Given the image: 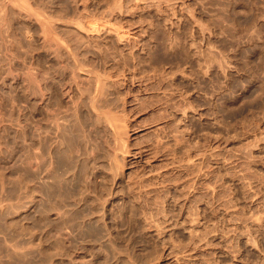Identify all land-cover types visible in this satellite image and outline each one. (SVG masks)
Here are the masks:
<instances>
[{
	"label": "rangeland",
	"instance_id": "rangeland-1",
	"mask_svg": "<svg viewBox=\"0 0 264 264\" xmlns=\"http://www.w3.org/2000/svg\"><path fill=\"white\" fill-rule=\"evenodd\" d=\"M156 126L189 146L145 148ZM164 208L185 220L165 243L143 224ZM174 245L264 264V0H0V264H176Z\"/></svg>",
	"mask_w": 264,
	"mask_h": 264
},
{
	"label": "bare ground",
	"instance_id": "bare-ground-1",
	"mask_svg": "<svg viewBox=\"0 0 264 264\" xmlns=\"http://www.w3.org/2000/svg\"><path fill=\"white\" fill-rule=\"evenodd\" d=\"M78 26H80L82 29H84V28H86V27H82L80 24L78 25ZM77 26V27H78ZM79 27V28H80ZM86 30H87V28H86ZM85 29H84V31L85 32H87V34H88V32H96V33H98L99 32V28L98 27H93V29L91 30V31H89V29L86 31ZM83 31V32H84ZM50 45H52V43H50ZM104 56H105V54H104ZM106 56H108V54H106ZM107 59H109V58H107ZM106 60V59H105ZM38 77L41 79V81L42 80H44L45 79V71H41L40 70V72L38 73ZM97 77V76H96ZM95 77V78H96ZM101 77V76H100ZM102 78V77H101ZM101 78H98L99 80L97 81L98 82V84H101L102 83V81H104L103 79L101 80ZM47 79V78H46ZM107 79V78H106ZM95 80V79H94ZM46 82V81H45ZM94 82H96V80L94 81ZM93 82V83H94ZM102 84H105L104 82L102 83ZM102 84H101V87H102ZM94 85V84H93ZM98 85L96 84V86H94L95 88L97 87ZM103 88V87H102ZM98 89V88H97ZM96 89V90H97ZM95 90V89H94ZM101 90V89H100ZM100 90L98 91V93L100 92ZM96 92V91H95ZM98 93H95L94 95H98ZM99 95H101V93L99 94ZM96 96V97H100V96ZM171 104V103H170ZM166 106H168V105H166ZM175 106V105H174ZM169 107V106H168ZM167 107V108H168ZM172 107V106H171ZM93 108H95L96 110H97V108L96 107H94L93 106ZM174 108V107H173ZM176 108V107H175ZM177 108H179V107H177ZM94 109V110H95ZM120 109V108H119ZM123 109V108H122ZM165 109V108H164ZM95 110V111H96ZM105 109H102L101 111H102V115H103V111H104ZM111 110V109H110ZM113 110V109H112ZM161 110V109H160ZM167 110V109H166ZM189 110V109H188ZM186 108H183V107H181V108H179V109H175V112H174V117H175V119L174 120H176V118L180 121V122H184V124H185V121H187L188 120V118H189V111H188ZM114 111V110H113ZM112 111V112H113ZM117 111H119L118 110V108H117ZM173 111V110H172ZM96 112H98V113H101L100 111H99V109H98V111H96ZM107 110H105V113H104V115H105V120H106V125H107V127H110V129L114 132V134H115V136H116V140H115V143H116V141H120L119 139H121V142L122 143H124L123 142V138L124 137H122L121 136V134L123 135V133H121L122 132V130H121V128H122V120H119V118L117 119V115L114 113V117H113V113H112V115H110V114H107ZM109 112H111V111H109ZM116 112V111H115ZM119 112H121V111H119ZM123 112H125L124 111V109H123ZM101 115V114H100ZM104 117V116H103ZM102 117V118H103ZM104 119V118H103ZM121 121V122H120ZM180 122H178V124L180 123ZM178 127V126H177ZM185 126L182 124L181 125V128L183 129ZM162 128V127H161ZM161 128L159 127H155V129L153 128V130L151 129V131H150V133H151V135L153 136V138H152V140H151V142H149V145L148 146H146L145 148H152L151 150H153V149H156L157 151L158 150H169L170 152H172V153H177V152H179V151H181L182 149H183V147L185 146V147H187V145L189 146V138H188V136L187 135H185V136H183V134L182 135H178L177 133H180V130L178 129V130H173V131H170V132H163V133H161ZM178 128H180V126L178 127ZM182 129H181V131H182ZM185 129V128H184ZM150 130V129H149ZM147 131V130H146ZM184 132V131H183ZM145 133V132H144ZM148 134V133H147ZM150 135V136H151ZM114 136V135H113ZM143 137V136H142ZM118 142H117V145L118 146H120V144H122L121 142H120V144H118ZM125 144V143H124ZM124 144L122 145V149H121V151H122V154L123 153H126L125 151L123 152V147H124ZM114 145H116V144H114ZM116 145V146H117ZM169 146H171V147H169ZM117 148V147H116ZM120 148V147H119ZM144 148V149H145ZM115 149V148H114ZM150 150V151H151ZM139 151V150H138ZM146 151V150H145ZM155 151V150H154ZM139 152H141V151H139ZM163 152V151H162ZM136 153V152H135ZM146 153V152H145ZM158 153V152H157ZM161 154V153H160ZM138 155H139V153H138ZM140 157L142 156V155H139ZM137 157V156H136ZM173 157V156H172ZM171 162V161H170ZM177 162V161H176ZM192 162L191 161H189L188 159H185V160H182V161H179V163L177 164V165H179L178 166V168L179 167H181L180 169H185L186 168V170L187 169H189V168H192ZM172 166H173V163H172ZM177 168V169H178ZM183 169V170H184ZM180 171H182V170H180ZM185 171V170H184ZM188 171V170H187ZM186 172V171H185ZM149 175L150 176H154V177H156V178H159L160 180L162 179V180H164L163 178H164V174H162L161 172H156V171H149ZM162 182V181H161ZM163 183V182H162ZM159 185V184H158ZM154 186H156V184L155 185H153V187ZM144 187H146L145 189H144ZM144 187H142L143 189H138V198H140V197H146V196H150L151 194H153V193H155V192H157L158 191V189L156 190L155 188H153L152 186L150 187V185H145ZM163 187V186H162ZM207 187V186H206ZM209 187V186H208ZM216 188V187H215ZM161 191V190H160ZM213 191H214V189H213ZM213 191H212V189L209 187V188H206L205 189V191H204V195H203V197L204 198H206V197H209V195H211V193H213ZM159 193V192H158ZM214 194V193H213ZM201 196V195H200ZM203 197H201V198H203ZM213 197V196H212ZM211 197V198H212ZM136 200H137V198H136ZM220 200V199H219ZM201 201H204V199H202V200H200V202ZM138 202V201H137ZM204 203V202H203ZM142 204H144V203H141V205L140 206H142ZM222 204V203H221ZM136 205V204H135ZM134 205V206H135ZM138 205V204H137ZM133 206V208H135ZM139 206V205H138ZM219 206H221V205H219ZM219 206H217L218 208H219ZM224 206V205H223ZM222 207V206H221ZM139 208V207H138ZM143 208V207H142ZM141 208V209H142ZM217 208V209H218ZM187 209V208H186ZM185 209V210H186ZM216 209V210H217ZM188 210H189V208H188ZM153 211H155V212H152V214H150L149 216H144L143 217V224L144 225H146V227H147V231H148V236H150V237H153L154 238V240L156 239V240H160V241H162L163 243H165V239H167V237L165 236V234L163 235V231H164V229H173V228H175V227H178L179 226V224H183L184 222H185V220H183L182 219V217H181V223H180V221H178V220H175L172 216H171V214H170V211H169V209L168 208H164V209H162V210H157V209H153ZM231 211V210H230ZM191 211H187L186 210V212L185 213H187V216L189 217V219H188V217L186 216L185 217V219L192 225V226H196V224L197 223H199V219H198V216H195L194 217V215H196L195 213H193V211H192V213H190ZM233 214V213H232ZM162 224H166V227L165 228H160V225H162ZM193 231H194V229H192L191 231H190V234L191 233H193ZM163 235V236H162ZM190 237H191V235H190ZM192 238V237H191ZM238 240H239V238H238ZM236 241H237V239H236ZM156 242V241H155ZM159 242V241H158ZM193 243H194V250H200V249H204L205 247H207V243H206V241L203 239V241H201L200 239L199 240H195V241H193ZM173 245V244H172ZM181 248L180 247H177L176 245H174L172 248H171V251H169V255H170V257L169 258H172L173 260H174V262L176 263V264H181L182 262H184V261H187L188 263H186V264H210L208 261H207V259H205L204 258V256H206L208 253H206V254H204V255H202V254H194L193 256H191L190 254V256L191 257H189V258H187V259H185V257L184 256H186L185 255V251H183V250H180ZM168 255V256H169ZM188 255V254H187Z\"/></svg>",
	"mask_w": 264,
	"mask_h": 264
}]
</instances>
